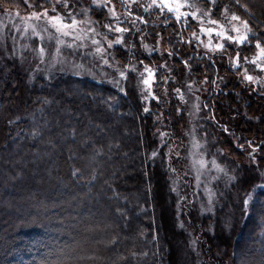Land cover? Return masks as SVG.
Here are the masks:
<instances>
[{"label":"trees","instance_id":"1","mask_svg":"<svg viewBox=\"0 0 264 264\" xmlns=\"http://www.w3.org/2000/svg\"><path fill=\"white\" fill-rule=\"evenodd\" d=\"M0 3L12 11L33 10L23 0ZM198 3L206 10L211 8V18L229 31L225 5L230 12L249 19L256 34L264 35V0H241L249 6L251 16L235 0H217L215 8L206 0ZM112 4L121 27L128 29L123 34L124 44L113 48V57L124 67L132 62L140 66L127 72L128 80H119L124 92L112 83L118 81L113 72L114 78L99 72L79 76L70 72L73 69L52 72L33 87L17 59L0 58V82L6 76L0 83V264H178L166 234L170 237L172 231L176 233L179 220L170 218L168 227L158 206L161 196L164 199L166 195L172 207L177 200L185 203L186 197L179 199L176 194L175 176L181 173L175 171L172 148L186 122L185 89L196 93L201 102L199 136L205 151L233 167L229 168L235 178L231 191L247 182L239 171L244 174L246 166L253 167L247 172L253 176L251 183L242 192L243 199L251 196L247 211H242V201L238 203V224L243 216L244 226L234 238L229 237L234 244L232 257L236 256L230 264L264 262V187H259L264 179L252 172L257 167L264 171V89L243 78L245 68L249 73L255 70L243 60L239 69H233L229 55L234 57L238 46L221 41L215 32L212 43L223 42L228 50L209 51L205 45L210 37L200 32V23L191 17L187 23L183 18L177 22L166 10L160 15L137 4L123 7L121 0H112ZM44 6L50 9L51 3ZM83 8H77V19L90 20L98 37L113 40L121 35L104 27L109 22L116 24L107 8ZM137 16L146 22L136 20ZM156 18L159 20H153ZM131 19L139 25L136 27ZM207 20L204 18L205 27L216 28ZM193 32L199 40L192 37ZM239 47H246L243 54L249 59L255 54L254 40ZM119 64L113 67L121 69ZM145 65L155 72L153 96L148 99H144L148 93L141 91L144 85L140 83ZM35 73L40 79V73ZM81 106L85 114L80 113ZM14 147L18 148L15 153ZM253 147L257 148L259 166L249 162ZM127 162V172L118 170ZM234 169L237 173L233 175ZM158 178L164 181V194L159 191ZM169 213L172 217L171 209ZM186 221L189 226L176 235L186 246L188 264H202L196 252L188 248L194 238L198 242L205 239L203 263L212 261L207 244L214 237L203 236L199 223L193 227ZM190 227L199 234L191 233ZM244 230L253 235L243 244L245 249H254L247 254L248 259L237 249Z\"/></svg>","mask_w":264,"mask_h":264},{"label":"rangeland","instance_id":"2","mask_svg":"<svg viewBox=\"0 0 264 264\" xmlns=\"http://www.w3.org/2000/svg\"><path fill=\"white\" fill-rule=\"evenodd\" d=\"M124 2L128 6L134 5L128 4V0H124ZM150 2L151 0H138L136 4L144 5ZM86 5L96 7L92 3V0H70L69 9H60V11L61 14L64 15L70 23L71 21L68 17V13L71 12L78 18L76 14L77 8L81 7V10L83 11V7H85ZM7 9L8 7L0 3V58L4 57V59L6 60L17 59L20 62V66H22L24 73L27 75L28 81L32 83L31 86L35 87L36 85H38L39 80H43L52 76L50 74L52 72L58 71L57 73H60L66 71V69H73L70 72L78 74L79 76H81L80 74L95 75V73L99 72L100 75H104L107 78H114V76L111 74V72H113L116 74L118 81L121 79V77L119 76V72L113 67V64H119L113 57V48H115L116 46H122V44H117L112 48H108V40L112 39H109L108 37H104L101 39L100 37H98V31L95 30L97 34L96 32L92 31L93 29H95V27H92L90 20L78 19L80 21H85V23H81L79 25V28L76 32V35H79L81 38L79 40L73 41V37H64L63 39L66 41V43L59 46L61 52L57 54V45L55 43V40L53 39L50 41L48 39L49 33L43 32L44 21L33 20L26 22L22 18L27 17L29 12L31 11L23 12L21 10H10V13L6 14ZM201 9L206 10L204 8ZM17 11H19V16L16 15ZM150 11L159 13V9L157 8H151L147 12ZM153 20L159 19L156 18ZM26 23L37 25L38 31H40L41 35L43 36V40H41L40 36L33 35L31 28H29L28 31L25 32L24 29ZM207 24L210 25L208 23V20ZM134 25L137 27L139 24L138 22H134ZM216 28H218V25L216 26ZM228 28L231 29V26H228ZM52 31L54 30L49 29V32ZM93 39L101 42V45L106 50L104 53V58L110 59L111 66L104 65L100 54H95L96 45H93ZM115 39L116 37L113 40ZM205 40H208V38H205ZM68 44H72L73 46L69 47ZM77 45H79V47H77ZM40 47H44L46 49V53L43 57H41L39 53ZM92 58L96 60V63L90 62L93 61ZM130 59L132 60V58ZM131 65H134L135 68L136 66L140 68V66L135 62H132ZM248 65L253 70H255L253 72H250L249 74L256 76L257 79L261 81L260 83L254 84L264 89V72H261L259 69H255V66L252 64ZM119 66L121 70H125L126 72H128V67H124L120 64ZM84 69H88L89 72H86ZM35 71L37 73H40V79L37 78V74L35 73ZM144 75L146 76L147 73H144ZM5 80L6 76H4L3 81L0 83H4ZM153 83L154 79L152 81V85ZM198 88L199 87H196V89ZM62 90L63 88L61 89V91ZM188 91L185 89L186 100L183 102L186 110V122H184V127L179 137L175 139V142H173L172 144V148L175 151V164L177 167L175 171L181 173L178 174V176H175L176 184L179 190V193H176V191L175 193L179 195V199L186 197L184 199L185 203H181L177 200V202L175 201V204L172 207L167 199V195L166 197H164V199L161 196V202L159 203V206L162 207V210L159 206L158 209L161 211L163 222L166 221L165 224L168 227L170 225V218L173 220H176V218H178L180 225H178L179 228L176 233L179 232V230L184 229V227L189 226L186 221L187 219L189 223L192 222L193 227H196L197 223L202 225V228H200L199 226L198 227L199 229H201V231H203V236L204 234H207L211 238L214 237V239L212 241H208L207 244L210 246V251L214 256V259L212 261L206 260V264H222V262H224V264H230L231 259H235L236 256L232 257L233 255H235L233 252L234 244L233 241L229 239V237L230 235H233L234 238L237 233L241 232L244 226V224H242L243 216H241V219L239 221L240 224H238V203H240V201L243 202L244 200L242 192L251 183L250 180H252L253 178L252 174L249 173L247 175V172H251V168L253 169V167L246 166L244 169V174L242 173L243 171H239L238 174L243 175L242 177H244V180H246L247 182L243 183L241 181L242 184L240 185V187L231 191L230 185L233 179L231 173L229 172V168L233 169V167L230 166L229 162L223 163L217 161V159L214 158L213 154L205 151L204 143L199 136V119L202 112L201 102L199 97H196L197 95L195 92L193 96V92L189 93ZM77 93L82 96L81 92ZM23 96L28 98V93H25ZM66 98L68 99L69 96H66ZM15 99L17 100L18 98L15 97ZM82 107L83 106H81L80 108V113L85 114V108ZM74 116L77 117L78 115L75 114ZM117 124L118 122L114 123L115 126ZM87 129L88 131L90 130V128ZM124 138H127L125 133ZM59 142L63 144L62 139L59 140ZM17 150L18 148L14 147L13 152L15 153ZM201 160L204 161L203 167H201L199 163V161ZM213 160H215V165H213L212 163ZM96 164L98 165V163H95L93 165ZM129 165L130 162H127L125 165L122 164L120 166V169L118 170H120L121 172H127V167ZM216 165H218L219 168H222L223 171H219ZM132 168L134 169L135 167ZM52 171L53 173L56 172L55 169H53ZM233 171V175L237 173V170L234 169ZM252 172L260 173L259 171ZM45 175L48 179L50 178V174L46 173ZM182 175H184V177ZM31 178L35 180V175H32ZM184 179L185 181L183 182ZM158 181L159 191L161 194H164L166 192L165 185L163 186L164 181L161 180V178H158ZM187 197H191V199ZM210 199L212 201L211 204L209 203ZM170 209L173 212L172 217H170ZM252 220L255 221L254 218H252ZM260 220L261 219L259 218V221ZM206 224L209 225L206 226ZM167 226H165V228H167ZM190 232L195 234L194 229H191V227ZM176 233L172 231L170 237H168L166 234V238L169 243L168 246L170 245L171 248L172 257H174L177 253L178 264H188V254L186 251V246L184 245V242H182V240L177 237ZM197 234H199L198 231L195 235ZM251 237H253V235L249 234V232H245V230L242 231V235L240 236V247H238L237 249L239 252H242V256L245 257V259H248L247 254L252 253L254 250L253 247H250L248 249H245V247H243L244 242H247V240H249ZM203 242H205L204 238L201 242L196 241L194 238L191 241V245L188 246L190 251L196 252L198 259L202 264H204V256L205 252L207 251L206 249L204 251V254L202 253V249L204 246ZM227 244L229 245V247H227L225 250L224 247ZM215 246L218 247L216 252H214ZM223 248L225 251H223ZM227 251L230 252V256L229 253L228 255L226 254ZM263 263L264 262L262 261L260 262V264Z\"/></svg>","mask_w":264,"mask_h":264},{"label":"snow or ice","instance_id":"3","mask_svg":"<svg viewBox=\"0 0 264 264\" xmlns=\"http://www.w3.org/2000/svg\"><path fill=\"white\" fill-rule=\"evenodd\" d=\"M0 2H3V0H0ZM138 0H128V4H136ZM207 3H210L213 8L218 7L217 0H206ZM23 3L28 6V8L33 9L27 17H23L26 22L27 21H44V27L43 32H48L49 36L48 39L55 40V43L57 45L56 47V53L59 54L61 52L60 45H63L66 43V41L63 39L64 37H73V41L79 40L81 37L79 35H76L77 29L79 28V25L81 23H85V21H80L77 19L76 15L72 14L71 12L68 13V17L70 18V23L66 19L64 15L61 14L60 9H69L70 7V0H44V3L41 4L40 0H23ZM51 3V8L44 6L45 4ZM92 3L101 9L107 8L108 12L111 14L113 18H116V24L113 25L112 23H106L104 27L108 28L109 32H117L121 35L117 36L115 40H108V48H112L114 45L117 44H124L125 37L124 33L128 31L126 27H121V21L119 20L118 14L115 9V5L112 4V0H92ZM236 5L239 7H242L245 9L246 12L249 13V16H251V11L249 9V6L247 4H242L241 0H235ZM109 5H112L111 7ZM121 6L127 7L124 3V0H121ZM144 7L145 11H148L151 8H157L159 9V14L164 15L165 10L167 13L173 14L175 16V19L177 22L181 21L183 18L185 23H187V18L191 17L193 20H196L200 23V32L206 33L210 39L208 40V43L205 45V47L211 51V52H224L228 50V46L223 43L219 42L216 44L212 43L211 36L213 32H215L216 36L219 37L221 41H229L238 47L234 50L235 55L234 57L232 55H229V63L233 69H239L241 67V61L243 60L244 63L252 64L255 66V69H259L261 72H264V35H258L254 32L253 27L251 26L250 20L242 18L241 15H238L236 12H230L229 7L227 5L224 6L223 12L225 14V19H227L228 24L231 25L230 31L225 27L224 24H221L219 20L212 19L213 12L211 8L207 10H202L199 6L198 0H151L150 3L141 5ZM18 7V5H17ZM43 9L42 11L39 9ZM194 9L190 11H185L184 9ZM87 11V10H85ZM10 13V9L6 10V14ZM202 13V14H201ZM17 16H19V11L16 13ZM129 15H131V12L129 11ZM230 15V19H228V16ZM204 17H208V23L211 25H218V28H211V27H205L204 26ZM136 20H140L142 22H146L143 20V17L137 16L135 18ZM166 20L168 17L165 18ZM134 23V21H133ZM31 28L32 34L36 36H40L41 40H43V36L41 35V32L38 31V26L30 23H26L25 25V32L28 31V29ZM49 29H52L54 31L49 32ZM82 31V29H81ZM92 31H95L94 29ZM232 33H235L233 35ZM192 37L199 40V36L193 32ZM253 40L255 41V54L249 59L247 55H244V51L246 50V47H239V46H249L253 43ZM93 45H96L95 47V54H100L101 59L103 60L104 65H110V62L108 59L104 58L105 49L101 45V42L98 40L93 39L92 40ZM200 43H203V41H200ZM69 47H72V44H68ZM79 47V45H77ZM147 48V45H145ZM247 50H251L248 48ZM40 56L43 57L46 53V49L44 47H40L39 49ZM169 55H172V53H169ZM187 63V61H185ZM111 66V65H110ZM134 65L128 66V71H135ZM119 72V76L122 80H128V74L125 70L117 69ZM144 73H147L145 76ZM243 78L244 80L250 82V83H260L261 81L257 79L256 76L250 75L249 70L247 68L244 69L243 72ZM154 79V70L152 68H149L147 65L144 67V71L140 73V83L144 85V88L141 89L142 92L147 91L148 95L144 97V99H148L149 97L153 96V93L151 91L152 89V81ZM207 82V81H205ZM112 83L116 84L117 87H120V81L113 80ZM120 91L124 92L125 89L123 87H120ZM179 91V89H177ZM125 94H127L125 92ZM146 112L148 111L147 108L144 109ZM227 130V129H225ZM251 146V144L249 145ZM243 148V145L240 146ZM257 151V148L253 147L252 152L248 153V156L250 158V163H256L257 166H259L260 161L257 160V157L255 155ZM261 151H264V149H261ZM155 155V153L153 154ZM201 167L204 166V161H199ZM213 165H215V160L212 161ZM219 171H223L222 168H219L218 165H216ZM257 171H259V167H257ZM261 179H264V171H260ZM232 179H235L234 177ZM259 187H264V184L259 185ZM251 200V196L248 195L247 198L243 200V209L242 211H247L249 207V201ZM209 203L211 204V199L209 200Z\"/></svg>","mask_w":264,"mask_h":264}]
</instances>
